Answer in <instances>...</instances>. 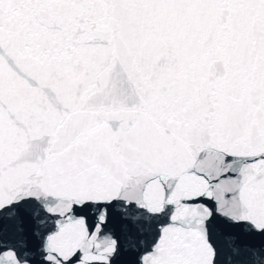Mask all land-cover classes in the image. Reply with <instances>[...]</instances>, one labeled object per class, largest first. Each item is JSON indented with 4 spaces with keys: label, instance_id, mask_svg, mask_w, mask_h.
Returning <instances> with one entry per match:
<instances>
[{
    "label": "snow or ice",
    "instance_id": "6c2138e0",
    "mask_svg": "<svg viewBox=\"0 0 264 264\" xmlns=\"http://www.w3.org/2000/svg\"><path fill=\"white\" fill-rule=\"evenodd\" d=\"M0 264H264V0H0Z\"/></svg>",
    "mask_w": 264,
    "mask_h": 264
}]
</instances>
